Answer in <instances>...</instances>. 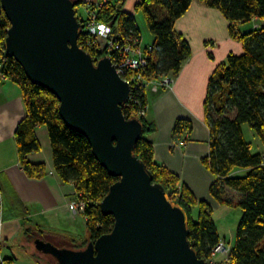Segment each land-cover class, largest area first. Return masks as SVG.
I'll list each match as a JSON object with an SVG mask.
<instances>
[{"label": "trees", "instance_id": "1", "mask_svg": "<svg viewBox=\"0 0 264 264\" xmlns=\"http://www.w3.org/2000/svg\"><path fill=\"white\" fill-rule=\"evenodd\" d=\"M77 1V0H76ZM196 0H142L135 12L144 16L146 25L155 37L149 63L145 68L147 80L162 77L173 79L182 72L183 65L192 56V46L175 31V23L192 7ZM211 9L220 11L229 21L232 37L243 43L242 55L231 54L227 62L212 76L207 102L206 122L211 133L209 157L203 160L205 167L215 177L211 185V195L220 205L237 206L242 209L241 222L236 229L235 245L227 260L219 264H264V0H199ZM125 0H108L105 3L89 5L100 24L110 26L113 33L127 37L142 36L135 17L124 12ZM103 5V6H102ZM77 10L85 6L77 1ZM76 10V15H77ZM79 18L87 28L85 18ZM241 25H251L247 31ZM10 21L5 14L0 16V59L4 61L3 72L21 86L27 108V115L19 124L15 135L20 162L31 178H44L46 166L28 161V157L39 152L35 129L45 127L49 131L52 144L55 173L64 184H73L77 198L86 208L82 214L87 219L88 240L75 250L97 241L114 228V216H105L100 203L118 179L95 159L88 139L68 128L59 114V100L43 87L34 85L22 66L6 52V37ZM85 31L81 33L79 46L86 50L96 62L108 55L101 53L95 45H86ZM147 93H136L127 102L123 114L127 119L138 118L144 126L142 139L138 142L136 156L152 173L154 184L162 185L169 199L180 205L187 213L190 243L197 256L208 261L212 252L222 240L212 210L207 202L196 199L193 191L181 183L179 176L157 162L154 157V143L149 139L156 130L155 124L140 117L141 110H147ZM234 111L235 118L228 113ZM212 112L215 117H212ZM249 125L263 144L261 154H253L251 144L246 142L243 126ZM193 131L190 120H178L173 130L174 143L185 144ZM238 169H245L244 178L232 177ZM235 191L237 201L229 194ZM199 208V216L194 221V209ZM2 214L0 198V217ZM3 260L2 264H11ZM1 264V262H0Z\"/></svg>", "mask_w": 264, "mask_h": 264}, {"label": "water", "instance_id": "2", "mask_svg": "<svg viewBox=\"0 0 264 264\" xmlns=\"http://www.w3.org/2000/svg\"><path fill=\"white\" fill-rule=\"evenodd\" d=\"M76 0H0V16L10 21L6 52L31 82L55 95L65 125L88 139L95 159L118 179L101 212L114 216L111 233L87 247H36L57 264H207L190 243L187 213L135 154L144 126L126 118L131 85L110 57L100 61L79 46L83 23Z\"/></svg>", "mask_w": 264, "mask_h": 264}, {"label": "crops", "instance_id": "3", "mask_svg": "<svg viewBox=\"0 0 264 264\" xmlns=\"http://www.w3.org/2000/svg\"><path fill=\"white\" fill-rule=\"evenodd\" d=\"M85 5L100 0H77ZM142 0H125L124 12L135 17L143 44L153 45L143 14L136 13ZM175 31L192 46V56L183 65L173 84L155 92L147 90L146 120L156 130L149 138L154 143V157L181 179L199 201L211 207L221 206L211 195L215 181L203 160L209 157L211 133L206 122L205 104L212 76L231 54L242 55L244 46L229 32L230 23L217 9L196 0L188 13L175 23ZM245 25H241L244 31ZM250 29V28H249ZM247 31V30H245ZM27 115L21 86L11 79L0 81V262L11 264H57L34 246L36 240L62 244L59 248L75 250L88 240L87 219L84 214L71 213L68 201L75 192L73 184H64L55 173L52 144L45 127L35 130L41 150L28 157L30 163L46 166L44 178H31L20 162L15 135ZM190 120L193 131L185 144L173 141V130L178 120ZM26 222L30 224L26 227ZM85 228L83 235L79 228ZM68 227V232L63 228ZM218 229V228H217ZM37 232V234L33 233ZM83 231V228H82ZM32 232V233H31ZM221 236L235 245L236 232ZM219 233V231H218ZM57 247V246H56ZM57 247V248H58ZM41 253L39 255V253ZM9 256V257H7Z\"/></svg>", "mask_w": 264, "mask_h": 264}, {"label": "built area", "instance_id": "4", "mask_svg": "<svg viewBox=\"0 0 264 264\" xmlns=\"http://www.w3.org/2000/svg\"><path fill=\"white\" fill-rule=\"evenodd\" d=\"M108 1V0H106ZM103 6V5H102ZM86 24L87 28L83 27L87 40L84 43L95 45L97 49L104 53L108 50V56L113 62L115 70L118 72L122 80L131 85V96L128 100L135 99L136 93H147V90L159 92L162 88L170 87L173 84V80L162 77L158 80H147L145 77V68L149 63V50L152 51V47H147L143 44L140 38L127 37L124 38L118 33H113L111 27L100 24L97 21L95 12H91L89 9L86 11ZM100 42H104L100 44ZM101 46H100V45ZM3 60L0 59V81H6L9 79L4 74ZM146 115L145 110H141L140 117ZM72 198L68 201L70 211L77 215L83 213L86 205L77 198V194H72ZM0 217V227L2 225ZM233 246L226 240H221L212 252V257L207 261V264H219L228 259ZM222 260V261H221Z\"/></svg>", "mask_w": 264, "mask_h": 264}, {"label": "rangeland", "instance_id": "5", "mask_svg": "<svg viewBox=\"0 0 264 264\" xmlns=\"http://www.w3.org/2000/svg\"><path fill=\"white\" fill-rule=\"evenodd\" d=\"M105 2H106V0H100L99 3H97V4H101V3L103 4ZM88 9H89V5L81 6V8H78V10H77V12H78L77 13V17H79V18H81V17L85 18L86 17V11ZM250 27H252V26L251 25H248L247 27H245L244 31L245 30H248ZM102 43H104V42H100V44H102ZM2 63L4 64V61ZM4 66H5V64H4ZM166 78H168V77H166ZM172 80H174V79H172ZM235 115L236 114L234 113V111H231L230 110V112L228 113L227 117L229 119H233V118H235ZM212 117H215V113L214 112H212ZM243 132H244V135H245L246 142L249 143V144H251L252 153L253 154H261L262 151H263V144L259 140V138L256 135L255 131H253L250 128L249 125H245V126H243ZM209 172L212 175V177H214L213 173L211 171H209ZM247 174H248V171L247 170H245V169H243V170L242 169H238V170H236L233 173V176L232 177H235V178H244ZM72 194H74V192ZM237 196H238V194L235 191H233V192H231L229 194V198L230 199H233L234 201L235 200L236 201L238 200L237 199ZM71 198L72 197H70L69 199H71ZM211 210H212L213 220L216 223V226L218 228L219 233L221 234V236L224 235V234H226L227 235V238H228V241H229L230 240L229 239L230 236L228 234L234 233L233 232L234 230L236 232L237 226L241 222L240 220L242 218V209H240L237 206L230 207L228 205H223V206L221 205V206H219V208H215L213 206V207H211ZM199 212H200L199 211V208L198 209L197 208L194 209V221H197L198 216H199ZM29 225L30 224H28L26 222V227H28ZM63 228L68 232V230H69L68 227H63ZM82 228H83V231H82ZM82 228H79V230H77V231H78V233H81L83 235L85 228L83 226H82ZM33 233L37 234L36 231L35 232L33 231ZM87 233H88V231H87ZM55 244L58 247L62 243L58 240V241H55ZM31 246H32V251H34V246L36 247V243L34 245H31ZM40 254L41 253H39V255ZM7 257H9V256H7Z\"/></svg>", "mask_w": 264, "mask_h": 264}]
</instances>
